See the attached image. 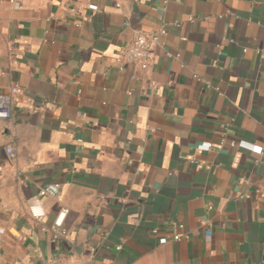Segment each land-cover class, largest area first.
Listing matches in <instances>:
<instances>
[{
  "label": "crops",
  "instance_id": "obj_1",
  "mask_svg": "<svg viewBox=\"0 0 264 264\" xmlns=\"http://www.w3.org/2000/svg\"><path fill=\"white\" fill-rule=\"evenodd\" d=\"M0 70V264H264V0H0Z\"/></svg>",
  "mask_w": 264,
  "mask_h": 264
},
{
  "label": "built area",
  "instance_id": "obj_2",
  "mask_svg": "<svg viewBox=\"0 0 264 264\" xmlns=\"http://www.w3.org/2000/svg\"><path fill=\"white\" fill-rule=\"evenodd\" d=\"M13 2V0H10ZM189 21H193L194 17L189 15L188 16ZM79 24H76L78 26ZM125 26L130 25L129 21L124 22ZM167 25H173L178 26L179 22L174 21L169 24L166 23H160L159 26L155 29L150 30H140L136 29L134 31V34L129 42H127L122 48L119 50V60L121 63H128L133 65L139 70L145 71L150 68L151 62L154 57V51L157 47L161 46V41L163 36L167 32ZM228 42L233 43V38H228ZM220 55V52L218 53ZM167 57H171L172 55L169 52H166ZM121 68V65H120ZM4 71L0 70V74H3ZM197 81H203L206 83L207 87H211L210 83L203 80V78L197 74H193L192 76ZM18 93V85L13 84L9 87L7 92L0 93V121L3 120H10L13 117V108L15 104V97ZM88 123V121H85ZM221 142L226 137V126L221 125ZM153 129H150V132H152ZM230 146H234V142H230ZM211 147L210 143L207 142L204 144L203 148L204 150H209ZM6 154L10 157H14V150L11 145H8L5 147ZM43 196H52L54 198H59L60 191H59V184L57 183H48L42 187L39 188L37 195L31 198L28 210L30 215L35 218L36 220H41L42 216L44 215L43 210L41 207L37 204V197H43ZM67 212V209L62 208L59 213L56 216V219L54 220V223L51 227L43 229L48 230L51 236V239L53 241H58L61 238L65 237L66 235V229L63 228V219L65 217V214ZM172 226L174 229H177L180 227L178 223H172ZM4 230L0 228V235L3 234ZM152 233H157V228H153L151 230ZM206 234H210L209 230L206 231ZM188 234H178L173 233L172 239L175 241H179L182 238H187ZM117 248H120V246H117ZM70 259V258H69ZM65 264H72L70 260L66 261Z\"/></svg>",
  "mask_w": 264,
  "mask_h": 264
}]
</instances>
